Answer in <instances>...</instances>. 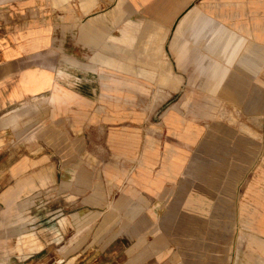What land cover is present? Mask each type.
<instances>
[{
    "label": "crops",
    "instance_id": "0c3cea01",
    "mask_svg": "<svg viewBox=\"0 0 264 264\" xmlns=\"http://www.w3.org/2000/svg\"><path fill=\"white\" fill-rule=\"evenodd\" d=\"M13 110L0 242L39 253L31 219L60 212L31 215L46 196L99 209L111 195L117 224L163 247L143 254L151 264H181L188 248L197 264L213 226L232 233L235 188H264L261 170L251 177L264 141L198 114L264 115V0H0V114ZM256 203L251 236L264 242Z\"/></svg>",
    "mask_w": 264,
    "mask_h": 264
},
{
    "label": "rangeland",
    "instance_id": "374dc122",
    "mask_svg": "<svg viewBox=\"0 0 264 264\" xmlns=\"http://www.w3.org/2000/svg\"><path fill=\"white\" fill-rule=\"evenodd\" d=\"M198 114L208 120H228L229 125L238 135L248 137L252 143L264 141V115L248 114L247 112ZM2 116L1 113L0 141L2 146L0 153L8 146L16 148L20 146L18 138L17 140L9 138L18 131L20 125L16 112L13 110L6 113L3 118ZM8 121L11 122L10 128L6 123ZM16 152L19 150L16 149ZM251 154L253 157H259L258 161H252L251 177L260 174V170L264 175V145L252 144ZM1 159L2 155H0V163ZM220 190L221 188H219V192ZM228 190L229 188H223L219 196L213 194L212 199H217L219 202L225 201L230 196ZM111 197L114 199V196L109 195L108 201L99 209H83L78 205L67 208L66 201L72 200V198L67 199V197L59 196L56 199L46 196L39 206L41 208L30 210L31 215L40 217L47 215L48 217L51 215V205H57V203L60 204L57 208L60 212L41 222L31 219L32 222L27 229H34L33 231L39 239V244L36 243L38 249L36 252L39 253H28L27 255L23 253L21 255L17 248H22L21 244L24 242L15 239H11L9 242H0V264H148V261L151 264L153 255L150 254L163 247H156L150 243L151 240L148 242V238H150L148 235L142 239L139 238L140 241L136 238L134 240L135 236L132 238L130 226L117 224L119 217ZM228 200L231 203L234 202L235 206L241 207L238 210L235 209V219L232 222L233 231L227 238L226 225L213 226L217 227V230L210 234L207 233L206 239L202 241L203 246L198 251L197 264H264V242L251 236L256 222L255 213L257 210L254 207L256 204L258 205L256 202L264 201V188H235ZM243 201H249L246 204L247 208L242 207ZM59 214L61 218H66L63 228L56 226V221L51 222V218ZM77 214L78 218H72V215L77 216ZM6 231L8 230L2 232L0 230V233L3 234ZM15 231L17 234L20 230L16 229ZM230 238L235 239L232 241ZM7 244L10 248L6 246ZM147 251H150L149 256L143 257ZM190 253L194 254L195 252L188 248L182 255L181 264H194L187 257ZM234 253H236L235 257H233ZM147 259L149 260L147 261Z\"/></svg>",
    "mask_w": 264,
    "mask_h": 264
}]
</instances>
